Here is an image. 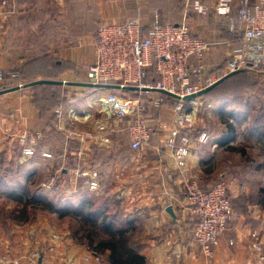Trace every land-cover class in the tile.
Here are the masks:
<instances>
[{"label":"crops","instance_id":"1","mask_svg":"<svg viewBox=\"0 0 264 264\" xmlns=\"http://www.w3.org/2000/svg\"><path fill=\"white\" fill-rule=\"evenodd\" d=\"M196 1L209 7L207 14L195 8ZM216 2L9 0L6 6L0 5V72L3 75L0 90L48 78L85 83L86 70L96 61L95 32L98 27L103 23H119L134 17L140 18L146 29L156 22L187 24L194 35L220 41V45L210 49L208 62L211 68H224L236 41L229 32V20L213 10ZM238 8L236 2L234 11ZM70 89L83 92V95L69 97L66 92ZM60 91V101L64 103L52 112L50 108L40 109L35 88H21L0 95V164L9 169L8 173L0 174V180L6 183L0 192V211L14 210L13 199L8 204L4 203L7 196L10 198L5 191L10 189L19 194L23 187L45 194L53 191V196L57 194L56 200L63 196V200L69 197L66 200L75 202L80 195L78 184L82 180L73 176L71 171L85 164L98 169L99 187L94 192L86 184L88 190L86 195H80L81 199L95 209L103 198L100 210L96 211L114 216L116 220H132V228L138 231L134 240L142 246L140 250L146 257L145 264H208L193 235L195 217L189 214L185 203L187 184L200 177L215 176L220 166L218 152L227 148L232 150V181H227L232 187L235 216L229 229L232 238L229 234L222 238L213 264H254L256 256L248 248L251 233L259 230L264 235V117L259 115V104L238 102L233 96L232 117L229 119H232V140L220 144L222 137L211 134L212 139L207 143L193 142L187 163L181 167L163 143L165 133L161 127L165 122L168 127L173 125L169 106L155 113L158 131L154 143L147 149L133 150L127 133L121 130L114 134V141L109 146L94 143L84 146L67 138L56 127V110L67 109L74 102L79 111L86 109L100 116L102 104L99 97L108 91L120 93L121 90L63 84ZM198 98L204 99V96ZM213 114L219 117V108H213ZM50 124L55 130H50ZM220 125L224 126L223 120ZM24 130L40 131L44 142L54 152V160L36 157L41 160V163H36V169L42 172L43 178L55 173L65 163L62 175L68 181L61 190H49L43 185L37 190L30 189L29 183L38 177V171L35 173V166L30 167L22 160L15 142L17 134ZM226 132L224 130V134ZM120 136L124 141L117 140ZM79 150H83L84 161L77 155ZM70 186L71 193L65 194ZM45 194L43 200L52 198ZM20 205L24 208L22 203ZM169 206L173 207L174 214L167 210ZM24 210L27 211L26 208ZM101 213L98 214L99 219ZM16 237L12 239L0 232V253L13 247L15 251L20 250L14 240H20L23 248L28 245L30 237L27 234ZM229 239H235L236 245L230 247Z\"/></svg>","mask_w":264,"mask_h":264},{"label":"built area","instance_id":"2","mask_svg":"<svg viewBox=\"0 0 264 264\" xmlns=\"http://www.w3.org/2000/svg\"><path fill=\"white\" fill-rule=\"evenodd\" d=\"M236 2L239 8L235 12ZM8 3L9 0H0L1 6ZM194 6L203 14L209 11V7L199 1ZM213 10L218 16L229 20V32L236 40L224 68H211L208 62L210 49L221 42L194 35L187 24L156 22L146 29L138 17L101 24L95 32L96 61L86 70V82L119 84L121 92L136 87L137 90L133 91L137 96L108 91L99 97L102 104L100 116L86 109L79 111L72 102L69 108L56 110V127L67 138L77 140L84 146L88 143L109 146L114 141V134L121 130L127 133L133 150L147 149L154 143L158 131L154 113L161 112L173 100L174 126L164 132L163 143L177 164L184 167L193 145L190 131L195 125L194 107L198 106L199 98H183L248 64L253 68L264 67V0H217ZM152 68L157 78H150ZM2 77L0 72V79ZM155 90H166L181 98L167 94L160 96ZM67 95L82 96L83 92L70 89ZM210 139L211 134L204 131L197 137L200 143H207ZM15 142L23 161L37 156L45 160L55 159L54 152L44 142L40 131H21ZM77 155L85 160L83 150H79ZM64 166L65 163L49 175L43 187L61 190L65 186L62 177ZM71 173L88 184L90 191L96 192L99 187L98 169L80 164ZM67 193L71 192L66 190ZM185 201L189 214L195 217V241L206 262L213 264L216 249L235 216L228 188L224 183L204 188L198 181L191 180L187 184ZM53 239L64 240L57 236ZM228 244L235 246L236 242L229 239ZM248 248L256 256L254 264H264V237H256ZM43 258L37 248L27 245L18 251L12 248L0 253V264H42ZM68 264L113 263L92 245H87L77 262L72 258Z\"/></svg>","mask_w":264,"mask_h":264},{"label":"rangeland","instance_id":"3","mask_svg":"<svg viewBox=\"0 0 264 264\" xmlns=\"http://www.w3.org/2000/svg\"><path fill=\"white\" fill-rule=\"evenodd\" d=\"M239 83L240 84H238L237 88L236 84L232 85V81H230L220 90L216 91L214 94L215 98H213V100H205V98L199 99L198 106L194 107L196 110L195 125L190 131V134L193 137V142L197 141L198 134L203 131L209 132L217 138L222 137L224 130H227V125L224 123V126H222L220 125V122H222L223 119H230V117H232L230 116V110H232L233 91H239L238 94L242 93V95H240L241 97H235L236 101L238 102H248V104L257 103L259 104V107L264 106V69L256 70V72L250 71V74L248 73L247 77L245 78L242 77V80H239ZM172 102L173 100H170L169 104L167 105L169 106L167 108H169L171 114H173L174 107ZM213 108H219L221 113L219 117L217 114H213ZM226 109L229 111H226ZM191 110L194 111L193 108H191ZM155 115L156 114L154 113V116ZM230 122H232V119ZM173 126L174 123L172 126L168 127L167 123L165 122L161 130L163 132H167ZM117 140L124 141V137L120 136ZM217 156L220 160V166L218 167L217 174L215 176H207L205 178L200 177V179L198 178L194 180L198 181L204 188L215 186L219 183H224L228 188V192L232 201V187L230 182L227 181V179L232 181V150L221 148ZM38 162L41 163V160L37 158H34L33 160L31 159L28 162L26 161L30 167L35 166L34 171H38L36 169ZM8 171L9 169H5L4 165L0 166V174L3 175L8 173ZM40 172L41 171L39 170L37 173L38 177L32 179L29 183L30 189L37 190V188L41 186L43 182H45L43 180L47 179L49 176H46L44 173L46 177L44 176L45 178H43L42 172ZM35 173L33 175H35ZM67 181V179H64L63 183L65 184ZM78 186L80 189V195H86V191L88 190L86 183L81 181ZM69 191H72L71 186ZM80 195L73 203L66 200L69 199V197L64 198L63 200L62 196V203H66L64 207L66 206L67 208L64 209L65 211L57 210L56 212H50L44 208L41 203L31 204L28 208H26L27 211L25 212V208L21 207V205L13 198H9L7 196L4 201H6L8 204L13 199L12 203L14 206L12 209L14 210L13 212L0 211V232L5 233L12 239L17 238L16 236H22L26 234L31 237V239L28 240V245L37 248V250L41 252L44 257L42 259V264H68V260L72 258L77 262L87 245H92L94 249L101 252L106 258H109L110 252L108 250L100 249L98 244L103 241H109L112 235L100 227L98 213L88 212L90 209V207H88L89 204L86 203L84 199H81L82 196ZM103 200L105 199L100 198L98 201L99 203L97 204L98 207L95 210H100V205H102ZM78 202L81 204L78 205ZM4 220H7V222ZM10 220L13 223H10ZM137 234L138 231H135V233H133V237L136 238ZM228 234L232 238V231L228 230L225 235ZM56 236L59 238L62 237L64 240L62 241L59 239L54 241L53 238ZM260 236L264 237L263 234L259 232V230L258 232H252L250 241ZM19 241L14 240L13 242H15L18 247L22 248ZM96 246H98L99 249Z\"/></svg>","mask_w":264,"mask_h":264},{"label":"trees","instance_id":"4","mask_svg":"<svg viewBox=\"0 0 264 264\" xmlns=\"http://www.w3.org/2000/svg\"><path fill=\"white\" fill-rule=\"evenodd\" d=\"M235 40V39H234ZM236 41V40H235ZM223 68V67H222ZM264 68H254L251 65H247L241 69V71L230 75L227 77L224 81H222L220 84H218L216 87L208 91L206 94H204V98L208 100H213L214 94L216 91L220 90L222 87H224L227 83L232 81V85L236 84L238 88L239 80H242V77H247L248 73L250 74V71L260 70ZM151 75L157 78V74L153 69L150 71ZM20 78V77H19ZM55 80L53 78H48ZM26 88H35L38 90V106L42 111H45L47 109H51V112L58 107L60 104H63V101H60L61 99V85L59 84H38L34 86H29ZM239 91H233L232 97H239L242 95V93L238 94ZM120 94L127 95L130 97H136L137 94L134 93L133 90H127L122 91ZM241 97V96H240ZM261 117H264V106L261 107V111L259 114ZM54 116L52 117L51 121H53ZM224 123L227 125V132L222 136L220 139V144H226L229 141L232 140V123L230 120L223 119ZM52 123V122H51ZM50 130H55L51 124L49 126ZM1 166V164H0ZM5 184L2 180H0V192L5 188ZM212 187V186H211ZM209 188V187H208ZM5 192H8L10 195V198H13L16 202L19 204H23L24 208H28L31 204H39L41 203L44 208L49 210L50 212H56L57 210L65 211L67 207L62 203V199L59 197V200H55V196H53V191H48L47 194L45 193H38L36 191L29 190L28 187H23L19 191V194L17 191L14 190L10 191L7 190ZM47 192V191H46ZM55 193V192H54ZM49 195L52 198H49L50 200H43V195ZM59 195L61 193L59 192ZM45 197V196H44ZM57 199V198H56ZM4 203H6L4 201ZM4 203H1L2 205ZM81 204L78 202V205ZM90 207V206H89ZM63 209V210H62ZM89 209V208H88ZM97 209V208H95ZM95 209H89V213H101L96 211ZM95 211V212H94ZM100 216V215H99ZM132 220L125 219V218H114V216L111 217V215L107 213H101V217L99 220V225L102 227L106 232L111 233V238L109 241H103L98 244L99 248L102 250H108L110 252L109 259L113 264H145L146 263V257L141 253V247L139 244H137L134 240L133 233L134 228H132ZM133 231V232H132ZM98 246H96L98 248ZM98 248V249H99Z\"/></svg>","mask_w":264,"mask_h":264},{"label":"water","instance_id":"5","mask_svg":"<svg viewBox=\"0 0 264 264\" xmlns=\"http://www.w3.org/2000/svg\"><path fill=\"white\" fill-rule=\"evenodd\" d=\"M239 71H241V69L236 70L234 72H231V73L225 75L224 77H222L220 80H218L217 82H215L211 86H209V87H207V88H205V89H203V90H201V91H199V92H197L195 94L188 95V96L184 97L183 99L191 100V99H194V98L201 97L204 94H206L208 91H210L211 89L216 87L218 84H220L222 81H224L227 77H229L230 75L235 74V73H237ZM38 84H59V85L68 84V85L86 86V87H90V88H100V89H120L121 88V86L119 84H93V83H86V82L85 83H80V82H67V81H63V80L39 79V80H35V81L29 82V83H26V84L17 85V86H13V87H10V88H5L3 90H0V95L4 94V93L11 92V91L19 90L21 88H26V87H29V86L38 85ZM128 89L137 90L136 87H129ZM155 91L161 92L163 94H167V95H170V96H173V97L178 98V99L181 98L179 95L174 94V93L169 92V91H166V90H155ZM167 210L171 214H174L172 206H169L167 208Z\"/></svg>","mask_w":264,"mask_h":264}]
</instances>
